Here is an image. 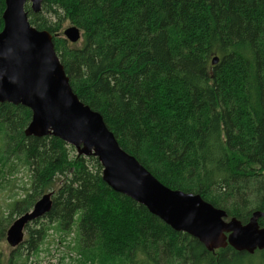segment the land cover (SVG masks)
<instances>
[{"label":"trees","instance_id":"1","mask_svg":"<svg viewBox=\"0 0 264 264\" xmlns=\"http://www.w3.org/2000/svg\"><path fill=\"white\" fill-rule=\"evenodd\" d=\"M24 8L31 25L52 35L79 100L161 183L198 193L241 223L264 212V0H42L39 12ZM3 10L0 0V30ZM65 22L79 28V45L62 36ZM30 118L28 107L0 103L2 163L14 156L30 171L25 199L9 213L52 191L50 210L18 246L31 249L50 226L74 225L89 264H264V249L209 251L172 229L113 191L95 156L53 135H25Z\"/></svg>","mask_w":264,"mask_h":264},{"label":"water","instance_id":"2","mask_svg":"<svg viewBox=\"0 0 264 264\" xmlns=\"http://www.w3.org/2000/svg\"><path fill=\"white\" fill-rule=\"evenodd\" d=\"M36 13L42 0H4L0 30V101L21 104L31 111L27 136L53 135L73 145L79 154L95 156L102 167L103 181L115 192L130 196L176 231L198 239L207 250L230 245L253 253L264 249V226L256 210L246 223L227 219L198 193L163 185L134 156L125 151L106 128L102 116L79 100L56 55L51 34L30 24L25 4ZM70 41L80 30L70 25L63 30ZM219 58L214 56L212 64ZM51 193L43 194L31 210L13 222L6 240L16 245L23 240L24 227L47 213ZM157 197V201L153 198Z\"/></svg>","mask_w":264,"mask_h":264},{"label":"rangeland","instance_id":"3","mask_svg":"<svg viewBox=\"0 0 264 264\" xmlns=\"http://www.w3.org/2000/svg\"><path fill=\"white\" fill-rule=\"evenodd\" d=\"M69 25V23L65 22L62 31ZM80 41L81 39L79 38L77 43H74L79 45ZM3 160L0 155V263L8 264V259L13 255L12 259L17 256V262L24 263L26 260L27 264H77V262L89 264L88 260H85L87 258L86 255L83 257L78 255L80 248L78 247V237L76 236V227L74 225L70 230L65 231H59L55 226L48 227L46 231L44 230L45 233L42 239L38 241V244H33L30 247L31 249L25 248L23 245L13 248L7 243L5 238L6 230L18 216L16 213H9V211L15 202L24 201L25 189L29 187L30 171L19 158L15 159L14 156L6 158L7 163L4 164L2 163ZM11 164H16V166L10 169L12 167ZM57 183L59 182L55 180L54 184ZM46 192H50V190ZM30 224L31 226L33 225L32 222ZM26 227L23 234L24 241L29 238Z\"/></svg>","mask_w":264,"mask_h":264},{"label":"bare ground","instance_id":"4","mask_svg":"<svg viewBox=\"0 0 264 264\" xmlns=\"http://www.w3.org/2000/svg\"><path fill=\"white\" fill-rule=\"evenodd\" d=\"M29 7H30V4H29ZM31 9V8H30ZM32 11V10H31ZM33 12V11H32ZM34 13V12H33ZM70 26V25H69ZM3 27V26H2ZM68 27V26H67ZM78 28V27H77ZM65 29V28H64ZM63 29V30H64ZM39 30V29H38ZM42 30H44V29H42ZM62 35H63V31H62ZM52 37V36H51ZM63 37L65 38V39H67L64 35H63ZM68 40V39H67ZM69 41V40H68ZM70 42V41H69ZM77 42V41H76ZM71 43H74V42H71ZM57 55V54H56ZM214 56H216V55H214ZM213 56V57H214ZM213 57H212V59H213ZM59 59V58H58ZM212 59H211V64H212ZM62 65V64H61ZM4 102H6V101H0V103H4ZM7 103V102H6ZM100 114V113H99ZM31 119V118H30ZM28 125V124H27ZM106 126V125H105ZM26 128V127H25ZM106 128H107V126H106ZM108 129V128H107ZM109 130V129H108ZM110 131V130H109ZM111 132V131H110ZM112 133V132H111ZM24 134H25V129H24ZM113 134V133H112ZM26 135V134H25ZM114 135V134H113ZM59 138V137H58ZM62 140V139H61ZM67 143V142H66ZM69 144V143H68ZM71 145V144H70ZM73 146V145H72ZM74 147V146H73ZM75 148V147H74ZM76 150V149H75ZM77 152V151H76ZM79 154V153H78ZM131 155V154H130ZM98 160V159H97ZM101 165V164H100ZM101 178H102V170H101ZM102 180H103V178H102ZM163 184V183H162ZM164 185V184H163ZM170 188V187H169ZM172 189V188H171ZM46 193H49V192H46ZM46 193H44V194H46ZM50 193H51V196H50V198H51V200H52V191H50ZM118 193V192H117ZM120 194H122V195H125V194H123V193H120ZM43 195V194H42ZM41 195V196H42ZM40 196V197H41ZM126 196V195H125ZM39 197V198H40ZM127 197H129V198H131L130 196H127ZM39 198H37L36 200H35V202L39 199ZM153 200L154 201H157V197H155V198H153ZM34 202V203H35ZM136 203H138V204H140V205H143V204H141V203H139V202H137V201H135ZM33 203V204H34ZM146 209H147V211L149 212V210H148V208L145 206V205H143ZM32 207H33V205H32ZM32 207L29 209V210H31L32 209ZM215 207V206H214ZM217 208V207H216ZM28 210V211H29ZM223 210V209H222ZM27 212V211H26ZM25 214V212H23V213H21L20 215H18L13 221H12V223L9 225V227L13 224V222L14 221H16L17 219H19L21 216H23ZM43 216V215H42ZM252 216V215H251ZM157 217V216H156ZM40 218V217H39ZM36 219H38V218H36ZM35 220V219H34ZM34 220H32V221H30L29 223H31V222H33ZM29 223L27 224V225H29ZM26 225V226H27ZM25 226V227H26ZM8 227V228H9ZM25 227H24V229H25ZM8 230V229H7ZM6 230V231H7ZM24 231L25 230H23V234H24ZM6 238V237H5ZM198 240V239H197ZM7 241V240H6ZM23 242V240L21 241V242H19L18 244H16V245H11L8 241H7V243L10 245V246H12L13 248H15V247H17L18 245H20L21 243ZM205 247V246H204ZM206 248V247H205ZM218 249V248H217Z\"/></svg>","mask_w":264,"mask_h":264}]
</instances>
